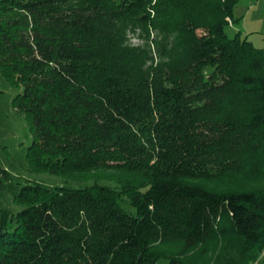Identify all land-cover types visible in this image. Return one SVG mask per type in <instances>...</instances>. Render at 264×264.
I'll use <instances>...</instances> for the list:
<instances>
[{"label":"trees","instance_id":"1","mask_svg":"<svg viewBox=\"0 0 264 264\" xmlns=\"http://www.w3.org/2000/svg\"><path fill=\"white\" fill-rule=\"evenodd\" d=\"M236 2L0 0V76L21 89L29 171L93 181L23 183L20 209L0 210V264L259 259L264 50L225 33ZM9 176L0 167V189Z\"/></svg>","mask_w":264,"mask_h":264},{"label":"rangeland","instance_id":"2","mask_svg":"<svg viewBox=\"0 0 264 264\" xmlns=\"http://www.w3.org/2000/svg\"><path fill=\"white\" fill-rule=\"evenodd\" d=\"M234 23L225 27V33L228 37H234L237 31L240 36L245 37L251 44L259 49L264 50V0H237L233 8ZM131 42L140 43L141 40L131 37ZM21 89L11 87L0 76V167L9 173V178L4 182L0 189V210L8 209L17 211L20 209L13 202V196L20 186L26 181L36 182L45 187L63 186L69 188H78L89 186L93 183L89 181H73L61 176L49 173L30 172L26 161V149L31 142V134L25 121V116L16 111L12 106L13 97ZM101 184H114L99 181ZM247 185L246 182H237ZM227 181L225 186L230 185ZM121 207L127 212L134 214L135 210L128 201L123 198L120 201ZM155 248L163 254H171L176 248L163 243L155 244ZM259 264H264V252L258 259ZM166 258H160L156 264H167Z\"/></svg>","mask_w":264,"mask_h":264},{"label":"built area","instance_id":"3","mask_svg":"<svg viewBox=\"0 0 264 264\" xmlns=\"http://www.w3.org/2000/svg\"><path fill=\"white\" fill-rule=\"evenodd\" d=\"M252 264H258V260L257 261H255L254 263H252Z\"/></svg>","mask_w":264,"mask_h":264}]
</instances>
